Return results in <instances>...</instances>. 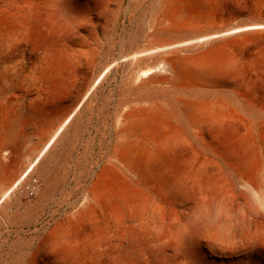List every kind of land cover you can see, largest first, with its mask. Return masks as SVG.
<instances>
[{
    "label": "bare ground",
    "instance_id": "obj_1",
    "mask_svg": "<svg viewBox=\"0 0 264 264\" xmlns=\"http://www.w3.org/2000/svg\"><path fill=\"white\" fill-rule=\"evenodd\" d=\"M75 1L0 0V221L19 220L22 207L26 222L52 213L25 261L21 253L5 264L242 258L261 243L250 229L246 188L264 170V54L257 93H216L222 79L236 78L233 55L218 41L264 25L165 29L202 10L192 0H160L158 38L131 41L125 54L97 67V29H109L119 4L88 20ZM73 62H87L79 83L54 92ZM120 68L135 100L120 103L106 155L89 167L80 155L94 144L83 137L89 99Z\"/></svg>",
    "mask_w": 264,
    "mask_h": 264
},
{
    "label": "rangeland",
    "instance_id": "obj_2",
    "mask_svg": "<svg viewBox=\"0 0 264 264\" xmlns=\"http://www.w3.org/2000/svg\"><path fill=\"white\" fill-rule=\"evenodd\" d=\"M159 1H75L80 8V15L86 16L88 20L89 18L99 17L100 14V17H104V15H107V9L112 8L114 4H119L116 18L112 21L109 29L105 32L101 28L97 29L98 38L100 37L99 39H101L97 45L98 50L101 49L97 57V67L112 61L120 53L125 54L128 51V47H130L131 41L135 40L137 41L136 43L142 45L150 38H158L153 33L155 27H158L156 26L157 19L154 10ZM191 6L192 8H200L202 10L200 14L202 15H197L190 11L181 23L174 25L167 22V24H163V27L165 29H179L184 25L193 26L198 24L202 27L224 31L246 25H264V0H194V2L192 0ZM102 10L106 11L103 12ZM85 35L89 40H92L88 32ZM161 38L168 39L169 36L166 35ZM218 43L222 46V49L230 51L233 55V68L236 70V78L232 80L231 84H229L230 81L226 83L222 79L223 81H220L222 87L216 90V93L231 96L232 88L239 91L245 92L249 90L257 93L259 71L264 54V26L256 30L240 31L225 35ZM85 63L81 65V63L73 62L67 69H64L54 92L62 94L71 86L75 87L79 83L80 74L85 69ZM119 70L117 71L118 74H112L89 99L90 104L85 115L87 122L85 128H87V131L83 137L92 138L94 144L87 150H85V147L80 149V155L86 156L89 167L97 168V164L101 163L106 155L110 144V132L115 125L120 103L135 100L136 93L126 89L128 71L124 68ZM223 76L228 79L230 74L225 72ZM235 84L237 85L236 87H234ZM216 93L209 92L208 96H215L214 94ZM32 140L36 141V138L32 136ZM78 170L79 165L74 163L71 173L75 174ZM233 178L235 194L238 196L240 185L238 184L237 176ZM258 181V183L249 184L250 187L246 188V193L249 203L253 205L249 211L251 213L249 214L252 215L250 216V229L253 234L257 232L260 235L261 243L258 246H252L244 252L241 256L242 258H235L230 264H264V221L261 222V220L257 219L258 212L264 213V170L261 172ZM237 201H241L240 197H236L235 203ZM23 209L22 207L19 220L0 221V264L14 263V258L21 253L24 254L23 260L25 261L26 256L33 251L35 245L42 237L46 223L52 219V213L49 210H45L38 220L26 222L23 216ZM235 230L238 231L237 229Z\"/></svg>",
    "mask_w": 264,
    "mask_h": 264
}]
</instances>
